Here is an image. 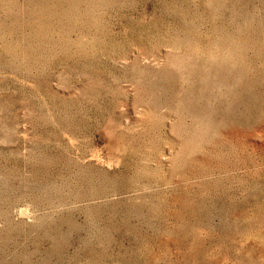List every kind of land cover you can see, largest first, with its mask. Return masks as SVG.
<instances>
[{
  "label": "rangeland",
  "instance_id": "1",
  "mask_svg": "<svg viewBox=\"0 0 264 264\" xmlns=\"http://www.w3.org/2000/svg\"><path fill=\"white\" fill-rule=\"evenodd\" d=\"M0 264H264V0H0Z\"/></svg>",
  "mask_w": 264,
  "mask_h": 264
}]
</instances>
